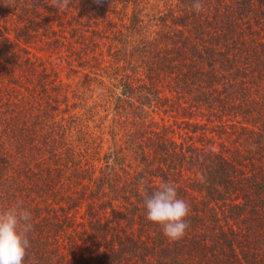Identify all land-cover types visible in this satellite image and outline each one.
Wrapping results in <instances>:
<instances>
[{
  "label": "trees",
  "instance_id": "obj_1",
  "mask_svg": "<svg viewBox=\"0 0 264 264\" xmlns=\"http://www.w3.org/2000/svg\"><path fill=\"white\" fill-rule=\"evenodd\" d=\"M193 2L0 0V210L36 264H264V0Z\"/></svg>",
  "mask_w": 264,
  "mask_h": 264
},
{
  "label": "clouds",
  "instance_id": "obj_2",
  "mask_svg": "<svg viewBox=\"0 0 264 264\" xmlns=\"http://www.w3.org/2000/svg\"><path fill=\"white\" fill-rule=\"evenodd\" d=\"M70 2L53 0V6L63 10ZM191 8L197 13L205 11L201 0H194ZM143 183L141 180V191H144ZM143 205L146 220L160 226L168 240L177 241L184 237L189 227L186 218L190 206L184 199L177 197V189L172 183H161L151 195L145 192ZM32 221V212L22 200H16L8 208L0 210V264H36L27 253L30 247L29 234L34 227Z\"/></svg>",
  "mask_w": 264,
  "mask_h": 264
},
{
  "label": "rangeland",
  "instance_id": "obj_3",
  "mask_svg": "<svg viewBox=\"0 0 264 264\" xmlns=\"http://www.w3.org/2000/svg\"><path fill=\"white\" fill-rule=\"evenodd\" d=\"M31 51L34 53V54H37V57H41V58H44V57H46V64L48 65V67H49V60H48V57H47V55H44V54H41V52H38L37 50H33V49H31ZM63 75H64V73H63ZM236 126H238V125H236ZM243 154H246L245 153V150H246V146H238L237 147Z\"/></svg>",
  "mask_w": 264,
  "mask_h": 264
}]
</instances>
